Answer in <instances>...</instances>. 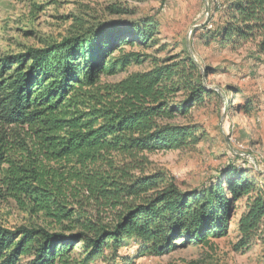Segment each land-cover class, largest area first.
I'll use <instances>...</instances> for the list:
<instances>
[{
    "label": "trees",
    "instance_id": "1",
    "mask_svg": "<svg viewBox=\"0 0 264 264\" xmlns=\"http://www.w3.org/2000/svg\"><path fill=\"white\" fill-rule=\"evenodd\" d=\"M214 9L221 21L207 38L264 54V0H218ZM158 35L151 19H77L59 41L0 55V207L12 200L52 228L0 223V264H88L128 245L151 256L205 246L228 235L239 203L235 248L261 236L264 183L248 172L226 166L214 181L182 190L151 168L147 153L203 137L191 112L215 94L186 51L155 56L165 47ZM135 44L155 52L123 50ZM132 64L142 69L101 81ZM10 128L23 139L8 141Z\"/></svg>",
    "mask_w": 264,
    "mask_h": 264
},
{
    "label": "rangeland",
    "instance_id": "2",
    "mask_svg": "<svg viewBox=\"0 0 264 264\" xmlns=\"http://www.w3.org/2000/svg\"><path fill=\"white\" fill-rule=\"evenodd\" d=\"M217 1L0 0V55L59 41L71 33L77 19L119 25L151 19L159 28L157 47L164 45V50L155 52V48L145 49L139 44L123 46V50L146 55L155 52L159 59L186 51L200 68L205 87L216 94L191 112L190 120L200 127L203 137L183 148L147 153L151 168L164 171L182 190L201 188L214 181L226 166L241 168L264 183V54L252 44L232 49L207 38L206 31L213 30L221 21L214 9ZM110 5L119 7L124 14L110 15L106 10ZM111 55L112 60L120 54L115 51ZM141 69L132 64L115 75H102L101 81L113 83L128 72ZM13 129L9 130L10 142L23 137V133L19 135ZM243 207L238 204L228 235L212 239L208 245L191 243L151 256L139 255L134 245L127 244L115 257L105 251V259L88 264H264V225L261 236L248 247L235 248V223ZM49 221L41 213L31 215L12 200L0 207V223L7 227L40 225L52 229L47 225Z\"/></svg>",
    "mask_w": 264,
    "mask_h": 264
}]
</instances>
